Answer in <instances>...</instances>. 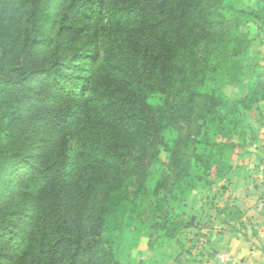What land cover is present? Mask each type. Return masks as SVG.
<instances>
[{
  "label": "trees",
  "instance_id": "16d2710c",
  "mask_svg": "<svg viewBox=\"0 0 264 264\" xmlns=\"http://www.w3.org/2000/svg\"><path fill=\"white\" fill-rule=\"evenodd\" d=\"M259 19L237 0H0V264H124L118 237L162 152L155 188L179 201L227 179L223 87L247 105L264 93V66L243 69L241 28ZM193 114L199 139L179 134ZM155 207L162 243L179 224Z\"/></svg>",
  "mask_w": 264,
  "mask_h": 264
},
{
  "label": "rangeland",
  "instance_id": "374dc122",
  "mask_svg": "<svg viewBox=\"0 0 264 264\" xmlns=\"http://www.w3.org/2000/svg\"><path fill=\"white\" fill-rule=\"evenodd\" d=\"M237 5L244 6L248 10H256L260 16L259 20H250L241 29L249 40L248 59L243 62L244 70L249 63H256L264 66V0H237ZM52 10V9H51ZM130 36V31H126ZM216 31L213 32L214 35ZM69 37V36H67ZM126 38V37H125ZM124 38V41H125ZM70 39V38H69ZM77 39V38H76ZM75 39L64 45L65 49L71 47ZM81 41V39H80ZM80 44V43H78ZM76 46V45H75ZM114 50L109 49L107 54L113 55ZM118 57V55H117ZM245 80V78L243 79ZM240 82L233 81L223 87L226 96L225 104L233 112L229 115V136L228 139L234 143L231 163L236 165L235 173L245 176L243 186L235 188L229 183V176L225 180H219L210 186L199 183L191 191L186 201H179L177 194L172 195L165 188H155L157 180L162 173H165V152L161 153V162H156L148 172L145 182V190L140 193L132 205L131 216L126 219L123 231L120 233L116 251L119 260L124 264H225L230 259L223 253H217L207 245L204 230L198 228L207 220L206 213L214 214L215 210L222 209L224 204L231 201L227 198L232 192L237 197V205L241 209H247V216L244 219L247 233L251 234L253 229L260 235L259 245L261 252L264 248V93L258 91L250 99L257 98L258 101L247 105L245 95L247 89L240 87ZM247 105V106H245ZM197 117L196 115H194ZM200 119L193 120L188 126L181 124L179 134L186 135L190 130V139H199L202 136L204 127ZM209 136L215 140H221V136L214 128L209 130ZM188 149L194 144L188 142ZM240 164H248L250 169H240ZM260 167H259V166ZM190 170L194 171L193 167ZM236 177V176H233ZM240 183L243 177L239 178ZM245 196V197H244ZM245 200L244 204L241 200ZM160 203L163 211L172 213V218L179 224L178 233L174 238L165 239L159 243V238L148 236L152 227L162 213L155 203ZM211 215V216H212ZM252 217V218H251ZM195 218L197 220H195ZM216 226L218 220L213 219ZM252 221V222H251ZM251 222V223H250ZM252 225V226H251ZM252 227V228H251ZM150 237V238H149ZM257 239V238H256ZM260 252V251H259ZM256 264H264V253L257 256Z\"/></svg>",
  "mask_w": 264,
  "mask_h": 264
},
{
  "label": "crops",
  "instance_id": "0c3cea01",
  "mask_svg": "<svg viewBox=\"0 0 264 264\" xmlns=\"http://www.w3.org/2000/svg\"><path fill=\"white\" fill-rule=\"evenodd\" d=\"M238 166L240 167L239 170L253 167L248 164H240ZM233 170H236V165L234 166L232 163V170L228 175L229 183L232 182L231 186H235V188L243 186L246 182L245 176H241L238 172H233ZM242 177L243 181L240 183L239 178ZM227 198H231V201H227L222 209L215 210L213 215L209 212L206 213L204 217H207V220L204 221L202 227L196 221L198 228L204 230L205 242L209 245V248H212L217 253L225 254L230 259L225 264H256L257 256L263 254L264 250L263 253L260 250V235L254 229L253 231L251 230V234L247 233L248 224H246L244 219L247 216V212L249 213L250 211L246 208L241 209L238 207L237 197H234L232 192ZM245 200L243 199L241 202L244 204ZM214 218L218 220L219 226H216L215 222H213ZM195 220L197 219L195 218ZM262 248H264V245Z\"/></svg>",
  "mask_w": 264,
  "mask_h": 264
}]
</instances>
